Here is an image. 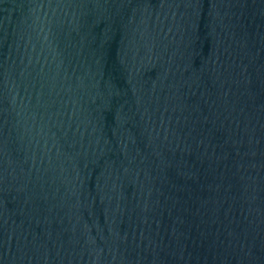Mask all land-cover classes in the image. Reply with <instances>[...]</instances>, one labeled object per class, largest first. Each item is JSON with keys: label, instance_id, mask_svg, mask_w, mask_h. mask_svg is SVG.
<instances>
[{"label": "water", "instance_id": "95a60500", "mask_svg": "<svg viewBox=\"0 0 264 264\" xmlns=\"http://www.w3.org/2000/svg\"><path fill=\"white\" fill-rule=\"evenodd\" d=\"M0 264H264V0H0Z\"/></svg>", "mask_w": 264, "mask_h": 264}]
</instances>
